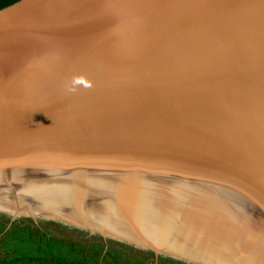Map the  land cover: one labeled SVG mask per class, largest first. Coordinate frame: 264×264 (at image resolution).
<instances>
[{"label":"water","instance_id":"obj_1","mask_svg":"<svg viewBox=\"0 0 264 264\" xmlns=\"http://www.w3.org/2000/svg\"><path fill=\"white\" fill-rule=\"evenodd\" d=\"M75 75L91 87L68 92ZM50 168L67 222L192 264H264V0L0 9V210Z\"/></svg>","mask_w":264,"mask_h":264},{"label":"rangeland","instance_id":"obj_2","mask_svg":"<svg viewBox=\"0 0 264 264\" xmlns=\"http://www.w3.org/2000/svg\"><path fill=\"white\" fill-rule=\"evenodd\" d=\"M16 200L20 203L21 196ZM23 205L15 207L19 213L12 205V211L0 210V264H192L105 236L85 220L67 222L55 210L28 213Z\"/></svg>","mask_w":264,"mask_h":264},{"label":"bare ground","instance_id":"obj_3","mask_svg":"<svg viewBox=\"0 0 264 264\" xmlns=\"http://www.w3.org/2000/svg\"><path fill=\"white\" fill-rule=\"evenodd\" d=\"M50 169L51 170L39 169L38 172L36 171L30 172L31 171L30 170V171H27L25 174H22V176H25L24 179H26V181L29 182L28 186L30 187L29 190L31 193H30V196L27 198V201H28V205H30L33 212H37L36 210L33 209V208L37 209V207H41L43 209H48L49 211H53V208L55 207L57 208L59 206V205L57 206L56 203L60 204V199L61 198L65 199V196L68 202H71V200H73L72 198L73 195L70 194L71 196H69L67 194V190H65L66 187L64 185L66 184V180L64 178L65 176L62 175L63 172L60 170H56L55 168L54 169L50 168ZM42 179L44 181H42ZM47 179H48V182H46ZM47 183L49 184L50 187L45 186V184ZM56 187H59L60 189L59 188L56 189ZM58 189H59L61 196L57 195L58 197L54 200L53 199L54 195L56 191H58ZM60 207L62 206H59L58 209H60ZM109 213H111V211H108L107 209H105L103 212V216L106 217Z\"/></svg>","mask_w":264,"mask_h":264},{"label":"clouds","instance_id":"obj_4","mask_svg":"<svg viewBox=\"0 0 264 264\" xmlns=\"http://www.w3.org/2000/svg\"><path fill=\"white\" fill-rule=\"evenodd\" d=\"M78 87H84V88L91 87V82L88 79H86L84 76L75 75L66 85V90L68 92H74Z\"/></svg>","mask_w":264,"mask_h":264},{"label":"trees","instance_id":"obj_5","mask_svg":"<svg viewBox=\"0 0 264 264\" xmlns=\"http://www.w3.org/2000/svg\"><path fill=\"white\" fill-rule=\"evenodd\" d=\"M17 1H19V0H0V9H2V8H4V7H6V6H9V5H11V4H13V3H15V2H17ZM48 235V234H47ZM51 235V233H49V236ZM65 243H68V241H66L65 240ZM68 245V244H67ZM71 247V245H68V249ZM69 251L70 252H75V251H71L70 249H69ZM86 259H88L87 257H86ZM70 263H72V262H70ZM69 263V264H70ZM140 262L137 260L136 261V263L135 264H139Z\"/></svg>","mask_w":264,"mask_h":264}]
</instances>
